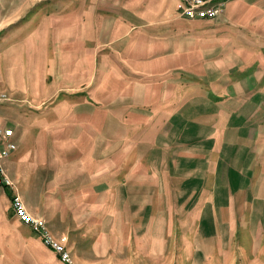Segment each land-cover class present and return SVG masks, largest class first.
<instances>
[{
  "label": "rangeland",
  "instance_id": "obj_1",
  "mask_svg": "<svg viewBox=\"0 0 264 264\" xmlns=\"http://www.w3.org/2000/svg\"><path fill=\"white\" fill-rule=\"evenodd\" d=\"M145 2L129 0V15L112 16L110 0H0V126L15 143L3 168L23 149L43 164L40 194L28 196L25 210L71 264H264V0H239L215 21L177 12L176 27L143 31L136 19L152 9ZM62 58L73 61L63 67ZM177 58L187 73L174 71ZM113 83L156 85L160 97L124 115L127 102L105 92ZM119 131L127 151L109 147L106 201L101 166L92 182L78 173L56 183L66 157L73 166L90 157L100 164L102 149L92 155L91 146ZM8 189L21 199L15 182ZM83 189L91 201H77ZM10 200L0 198V264H65L14 217ZM173 209L190 224L209 223L199 241L192 225L178 227Z\"/></svg>",
  "mask_w": 264,
  "mask_h": 264
},
{
  "label": "crops",
  "instance_id": "obj_2",
  "mask_svg": "<svg viewBox=\"0 0 264 264\" xmlns=\"http://www.w3.org/2000/svg\"><path fill=\"white\" fill-rule=\"evenodd\" d=\"M142 1H143V4L146 3L145 0H142ZM238 1L239 0H229L228 2H226L225 6H224V9L226 7L227 12H228L229 8H231L232 5L234 3H236V2H238ZM110 2H111L110 4H107L108 5L107 9L109 11H114L115 12L114 15H112V16H116V15L119 16L120 13H121L122 16L129 15L128 14V7L130 5L129 4V0H110ZM149 3L152 5V9L151 10H146V9L138 10L139 12H142L141 14H139V16H137L138 19H136V21L138 22L137 26L139 28H141L139 30H143L144 28H151V27L174 28V27H176L179 24L178 19H176V15H177V12H179V9H180V0H149ZM56 23L62 25V23H60V21L56 22ZM171 31L173 32V29ZM139 33H142V32H139ZM168 37H170V39L173 38L172 40H173L174 44H176V52H178L179 54L190 55V46L189 45H187V46L185 45L186 47L184 46L183 48L180 49V47L177 46L178 45V41L175 40V37L174 36L173 37L172 36H168ZM168 37L166 39H168ZM124 38H126V37H124ZM123 50H125V52L122 53ZM119 52H120V57H121L122 54H124L125 58H126V55L128 54L127 53V42L122 45L121 50ZM159 56H164V54H159ZM87 57H89V56H87ZM187 58H189V56H187ZM62 59H63V61L61 63V66H63V67L70 66L72 61H73L71 58H69V59L62 58ZM175 60L176 59H174V62H173L174 66L176 64L185 65L183 63H180V58H177V60H178L177 63H175ZM181 61H183V60L181 59ZM80 64L83 67L84 66H86V67L88 66L86 63L84 64V62H82ZM234 64L235 63H233L232 61H230L229 63H225V64L223 63V64H220L219 69H220V71H223L224 68H226L227 66L234 65ZM175 69L180 70V68L179 67L177 68V66L174 67V71H175ZM180 71H182L184 73H187V72H185L183 70H180ZM169 72L173 73V71H169ZM182 72H179V73L176 72V74H181ZM155 73H157V74H155ZM155 73H153V74L154 75H158V74H161V73H165V70L164 69L156 70ZM166 73H168V72H166ZM135 74H138V73H135ZM129 75H131V74H129ZM138 75L147 77V75H145V74H138ZM125 76H128V75H125ZM151 77H153V75H151ZM125 82H127V81H125ZM166 88H167V91H169L170 89H172V86L171 85L170 86H166ZM109 90H112V92L109 93V91H106V90H105V92H106L107 95H109L110 99L122 100L123 102H127L128 105H126V108L122 109V113L124 115L128 114L127 111L130 108H132V107H134V106H136L138 104H141L142 102H147V101L153 102L158 97H160V95L157 92L153 94V91H159L160 90V88L158 86H156V85L155 86L151 85L148 88H141V87H138L137 85H134V84L124 83L123 85H119V84L113 83L111 86H109ZM103 104H105V103H103ZM132 117H133L132 115H128L129 119H127V120H134V119H131ZM74 133H76V131H74ZM116 134H117L116 137H115L116 141L115 140L114 141L107 140L105 142H103V141L100 142L99 141V142H96L93 146H91V148L93 149V154L92 155H94V154L99 155L100 154V153H98V151H96L97 147L102 149L101 150V154L96 158L98 163H99V161H101L100 164H97V165L94 164L95 165L94 166L93 165V163H94L93 159L94 158L90 157V158L87 159V161L82 163L83 164L82 166H80V167L76 166V165L73 166V165H71V163H69L70 162L69 158L66 157L65 158L67 160V164H65L66 166H63L64 169L61 170L60 174H58L59 173V170H58V173L56 175H54L55 177H57V180H58L56 183L58 184L59 181H62L60 179V178H62V176H65V175H66L65 177H67L68 175H70V177L75 176V175L78 176V173L81 174V177H83L81 180H83L85 183L92 182L93 180H91V178L93 177V171L95 170L96 166H101L99 168V170L100 169L104 170V171L107 172V174L106 175L104 173L101 174L102 178H101V180H98V182H100L101 186H102L99 189V192L102 193V196L103 195L106 196L105 197L106 199L100 200L99 202L106 201L107 198L110 195L109 194L110 191H109V189L108 190L104 189L103 185L104 186L105 185L108 186V183H109V181H108V177H109L108 173L110 171V168H109L110 167V163L108 161L109 152H110L109 147L111 145L116 144L118 150L121 149V148H125L126 149L125 144H123V140H120V142H117V139L118 138L120 139V135H121L120 131L118 133H116ZM70 136L71 137L73 136L71 132H70ZM100 143H102V145H100ZM54 151H56V149ZM69 151L66 150V151H64V153H61V158H63L62 156L67 155ZM126 151H127V149H126ZM126 151H124V152H126ZM58 153H59V151H58ZM28 155H29V153H26L25 149H23L21 152H19L18 154H16L15 156L10 158L6 162L7 175H8L9 179L12 182H15L18 185V190L20 188V190L22 192L21 193L22 194L21 195V201H22L23 206H25L24 208H26L27 210L29 208L28 207V205H29L28 196L31 195V194H33V195L34 194H37V195L40 194L39 190H36V187L40 186L42 172L44 171L43 164H41V163L32 164L31 163L32 161L38 160V158H33V157L31 158ZM41 160H42V158H41ZM74 164H78V163H74ZM144 167H148V165H144ZM144 167L139 169L136 165H133V170H138L139 171V170L144 169ZM145 170L149 171V169H145ZM103 178H105V181H102ZM146 180H148V179H146ZM124 182L127 183V184L128 183L129 184L132 183V186H134V187H139V188H141V187L143 188L144 187L143 180H138V181H134V182L132 180H123L120 183H124ZM146 183H148V182L146 181ZM88 186L89 185L87 184L86 186H82V187L86 188ZM1 190H0V198L2 199L3 202H5L7 204V201L10 200V198L12 196V192H9L11 190H9L8 188H4V189L1 188ZM62 190L63 189L60 186V192H62ZM102 190H103V192H102ZM85 192H86V189L81 190L79 194H78V191L76 192L75 195L80 196V199L77 200V201H79V202H88V201L92 200V199L84 198V196H87L85 194ZM129 198H128V201L132 202L133 200L132 199L129 200ZM83 199H85V200H83ZM38 200L39 201L41 200L40 197L38 198ZM70 203H71V206H72V202H70ZM221 206L222 205H220V207ZM4 209L5 210L1 214L2 218H4V216L6 217L5 213L7 211V207L5 206ZM220 209H221L220 210L221 212H225V211H223V206ZM171 211H172L171 212L172 216L174 217V220H175L176 219V217H175V212L176 211L174 209L171 210ZM61 212H62V210H59V213H61ZM176 214H178V218L176 220H178V222H179V225H178L179 228L187 229L188 226L191 227V225H192V228L194 229L193 231L198 233V234H196L197 237H198L197 241H199L202 238V236H204L203 234H201L202 231L205 229L204 225H207L209 223L202 222V221H200L198 223L196 220H194V222H192V224H190L191 222L188 223V213H184L181 210H177ZM55 217H59L60 218V217H62V215L61 214L60 215H56ZM199 218L202 219V217H199ZM222 219H223V216L221 214V220ZM178 222H177V224H178ZM11 223L15 224V225H18L15 220H11ZM0 235H7L6 230H3V228H1V227H0ZM1 245L2 244L0 242V246Z\"/></svg>",
  "mask_w": 264,
  "mask_h": 264
},
{
  "label": "built area",
  "instance_id": "obj_3",
  "mask_svg": "<svg viewBox=\"0 0 264 264\" xmlns=\"http://www.w3.org/2000/svg\"><path fill=\"white\" fill-rule=\"evenodd\" d=\"M229 0H180V15L189 20L204 19L215 20L222 13L226 2ZM2 98V97H0ZM15 151V143L12 140V131L0 126V188H9L11 181L8 178L3 162ZM14 217L21 223L29 225L35 231L43 244L58 255L65 264H71L67 252L49 234L46 227L39 220L31 219L18 195L14 194L10 200Z\"/></svg>",
  "mask_w": 264,
  "mask_h": 264
}]
</instances>
